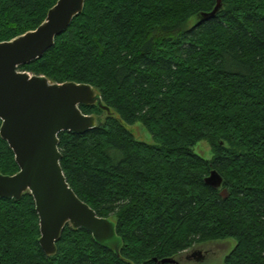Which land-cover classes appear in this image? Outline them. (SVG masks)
I'll use <instances>...</instances> for the list:
<instances>
[{
    "label": "trees",
    "instance_id": "obj_1",
    "mask_svg": "<svg viewBox=\"0 0 264 264\" xmlns=\"http://www.w3.org/2000/svg\"><path fill=\"white\" fill-rule=\"evenodd\" d=\"M56 2L0 0V42L38 27ZM217 3L85 0L54 45L19 66L90 84L110 109L81 105L108 116L83 134L60 132L58 147L67 182L114 220L123 245L117 255L66 224L46 255L25 192L0 198V264H169L159 261L227 238L236 245L224 264H264V0H220L209 16ZM137 122L153 143L126 127ZM202 140L210 159L194 152ZM18 170L0 136V174ZM212 170L219 188L205 181Z\"/></svg>",
    "mask_w": 264,
    "mask_h": 264
},
{
    "label": "water",
    "instance_id": "obj_2",
    "mask_svg": "<svg viewBox=\"0 0 264 264\" xmlns=\"http://www.w3.org/2000/svg\"><path fill=\"white\" fill-rule=\"evenodd\" d=\"M84 3L57 0L38 27L0 42V136L19 167L13 175L0 174V198L17 201L25 192L32 195L39 217L38 243L48 256L55 254L66 224L87 231L98 245L117 255L123 245L114 220L99 216L67 182L58 147L60 132L83 134L96 126L95 116L83 113L81 105H96L108 114L110 109L90 84L51 82L18 69L49 50L55 37L82 12ZM220 7L218 0L209 16ZM205 181L219 188L222 178L212 170ZM220 194L225 196V190ZM159 262L178 264L174 258Z\"/></svg>",
    "mask_w": 264,
    "mask_h": 264
},
{
    "label": "rangeland",
    "instance_id": "obj_3",
    "mask_svg": "<svg viewBox=\"0 0 264 264\" xmlns=\"http://www.w3.org/2000/svg\"><path fill=\"white\" fill-rule=\"evenodd\" d=\"M195 18H191L187 22V26L194 23ZM108 116L103 112L97 117L102 122ZM96 119V120H97ZM134 136L148 143H153L152 138L144 126L137 122L132 126H126ZM194 152L203 158L210 159L213 156L211 147L206 140L199 141L193 148ZM236 241L233 238L223 240H213L204 243L195 244L191 248L177 254L174 259L178 264H224L226 255L234 248Z\"/></svg>",
    "mask_w": 264,
    "mask_h": 264
}]
</instances>
